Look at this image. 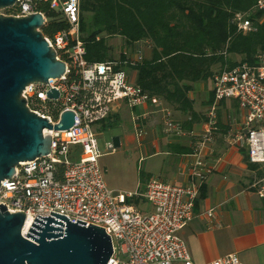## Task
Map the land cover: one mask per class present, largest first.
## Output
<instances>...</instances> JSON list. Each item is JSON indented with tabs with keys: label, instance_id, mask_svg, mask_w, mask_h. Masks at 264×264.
Returning <instances> with one entry per match:
<instances>
[{
	"label": "built area",
	"instance_id": "built-area-1",
	"mask_svg": "<svg viewBox=\"0 0 264 264\" xmlns=\"http://www.w3.org/2000/svg\"><path fill=\"white\" fill-rule=\"evenodd\" d=\"M46 4L55 13L63 27L52 35L43 28L49 24L47 11L38 10ZM10 9L13 16L41 13L45 19L43 35L66 65L59 78L45 82H32L22 95L27 106L55 125L67 110L75 112V123L69 129H44L52 137L49 154L24 161L16 168L11 179L0 187V204L10 212H25L29 230L37 215L52 216L51 211L77 220L104 227L111 236L113 255L108 264H194L181 231L196 216L195 205L200 190L211 169L201 159L207 145L214 138L217 109L221 101L234 99L244 111L245 129L236 134V141L246 148L249 161L264 171V51L258 54L256 64L241 62L215 72L211 78L214 101L207 113L209 128L195 146L196 160L190 167L189 182L185 185L166 182L158 177L149 179L140 192H116L104 179L99 159L97 124L107 120L114 111V103L122 100L131 108L147 104L151 97L132 80L127 69L119 67L121 61L90 62L81 29L82 0H18ZM254 9L264 15V0H255ZM250 12L235 17L240 31L253 28ZM139 49L129 56L126 65L143 59ZM59 89V97H49L48 91ZM168 131L178 129L171 110L165 111ZM137 135L145 129L137 128ZM111 150L113 143H107ZM62 177L59 178V168ZM264 197V175L251 185ZM143 196L152 205L144 212L128 199ZM201 215L210 220L214 210ZM62 221V220H61ZM80 223V222H78ZM210 264H244L238 254L230 253Z\"/></svg>",
	"mask_w": 264,
	"mask_h": 264
},
{
	"label": "crops",
	"instance_id": "crops-1",
	"mask_svg": "<svg viewBox=\"0 0 264 264\" xmlns=\"http://www.w3.org/2000/svg\"><path fill=\"white\" fill-rule=\"evenodd\" d=\"M143 49L146 57H150L151 48L144 44ZM188 95L193 102L194 117L156 96L137 108L116 101L111 116L97 124L96 130H100L130 121L136 134L114 137L115 149L125 142H137L146 153L145 170L141 172L144 181L140 173L137 184L121 188L120 192L143 193L152 177L179 185L189 182L190 167L196 160L195 146L209 128L207 113L214 101L211 80L193 83ZM166 110L172 111L178 129L167 130ZM217 115L214 138L201 155L211 172L196 200V216L181 231V236L194 264H210L230 253L238 254L244 264H264V197L251 186L263 169L260 165L250 167L246 148L236 141V134L245 129L244 111L239 103L234 99L221 101ZM138 126L145 129L141 138L137 135ZM133 199L142 211L152 210L143 196ZM209 209L214 210L212 220L201 215Z\"/></svg>",
	"mask_w": 264,
	"mask_h": 264
},
{
	"label": "trees",
	"instance_id": "trees-1",
	"mask_svg": "<svg viewBox=\"0 0 264 264\" xmlns=\"http://www.w3.org/2000/svg\"><path fill=\"white\" fill-rule=\"evenodd\" d=\"M254 4L255 0H82L87 59L121 61L119 67L134 70L136 83L151 97H162L194 117L188 95L193 83L211 80L215 72L241 62L256 64L258 54L264 51V15ZM38 10L47 11L50 17L43 28L46 35L63 27L46 4H39ZM244 12H250L253 21L247 33L240 31L235 21L236 15ZM113 36L121 37L132 52L122 51L118 59L113 58L109 44ZM144 44L151 48L150 57L144 54ZM139 49L143 59L126 65ZM246 159L250 167H258L249 161L248 153ZM263 175L264 171L260 172L259 176ZM141 179L144 181L142 173ZM128 202L134 204L136 199Z\"/></svg>",
	"mask_w": 264,
	"mask_h": 264
},
{
	"label": "water",
	"instance_id": "water-1",
	"mask_svg": "<svg viewBox=\"0 0 264 264\" xmlns=\"http://www.w3.org/2000/svg\"><path fill=\"white\" fill-rule=\"evenodd\" d=\"M18 0H0V9ZM41 13L26 16L0 14V187L11 179L21 162L50 153L52 137L44 129H69L75 112L67 110L59 123L39 116L22 95L32 82L59 78L66 71L41 28ZM59 97V89L49 90ZM37 215L28 235L23 234L25 212H10L0 204V264H108L113 255L111 236L104 227L58 212ZM80 222V223H78Z\"/></svg>",
	"mask_w": 264,
	"mask_h": 264
},
{
	"label": "rangeland",
	"instance_id": "rangeland-1",
	"mask_svg": "<svg viewBox=\"0 0 264 264\" xmlns=\"http://www.w3.org/2000/svg\"><path fill=\"white\" fill-rule=\"evenodd\" d=\"M0 14L9 15L7 9H0ZM109 44L112 48L111 54L115 59L120 57L122 51H126L129 54L132 52V48L125 47L123 39L119 36L111 37ZM127 71L131 75L132 80H136V72L130 68H127ZM261 126L264 127V121L261 122ZM135 134L136 129L128 120L115 127L97 130L98 145L102 153L99 162L103 170L104 179L108 187L111 189L115 188L114 190L117 192H120L121 188H127L138 183L140 173L145 170L146 161L144 159L146 153L138 146L137 142H125L114 150L109 149L107 143H114V137L118 135Z\"/></svg>",
	"mask_w": 264,
	"mask_h": 264
},
{
	"label": "bare ground",
	"instance_id": "bare-ground-1",
	"mask_svg": "<svg viewBox=\"0 0 264 264\" xmlns=\"http://www.w3.org/2000/svg\"><path fill=\"white\" fill-rule=\"evenodd\" d=\"M29 225H30V223L28 222V223L26 224L25 229H24V233H25V234H28V232H29Z\"/></svg>",
	"mask_w": 264,
	"mask_h": 264
}]
</instances>
